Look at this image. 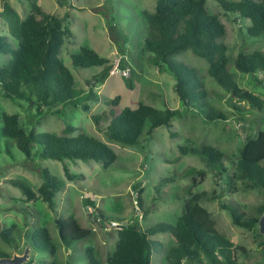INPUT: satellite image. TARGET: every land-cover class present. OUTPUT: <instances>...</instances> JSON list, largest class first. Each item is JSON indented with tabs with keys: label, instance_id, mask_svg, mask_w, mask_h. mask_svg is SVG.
I'll return each instance as SVG.
<instances>
[{
	"label": "rangeland",
	"instance_id": "1",
	"mask_svg": "<svg viewBox=\"0 0 264 264\" xmlns=\"http://www.w3.org/2000/svg\"><path fill=\"white\" fill-rule=\"evenodd\" d=\"M36 1L50 14L59 17L67 15L63 26L71 30L72 36L64 38L59 57L75 76V86L87 90L92 85L100 99L90 102L88 111L69 107L63 117L46 115L36 121L28 117L29 107L24 101L21 102L25 106L23 108L5 99L0 85V112L18 114L22 125L36 132L60 134L66 124H71L76 128L73 134L81 130L102 140L114 150L117 158L107 169L95 161L62 162L27 158L14 141H7L10 153L5 152V138L1 136L0 231L13 229L11 243H6L0 237L1 251L8 255L22 254L30 246L31 233L38 228H46L55 246L54 254L28 247L30 255L25 264H88L85 254L88 247L94 248L100 264H108L107 257L114 251L117 240L116 228L107 226L110 222L115 221L118 225L134 224L142 229L159 222L174 225L191 196L204 192L218 197L200 201L201 206L212 214L218 232L234 244L244 246L248 252L247 257L238 254V263L264 264L262 235L257 229L249 230L234 225L228 212L219 206L220 202H237L249 213L255 206L264 204V189H247L239 180H233L230 187L227 177L235 172V163L246 137H255L259 131H264V110L251 109L246 102L226 93L208 74L207 63L190 50L174 55V59L199 70L208 91V102L225 113L228 120L207 123L193 110L182 105L174 90L175 79L153 61L152 53L142 50V42L148 32L143 11L154 12L155 0ZM5 2L12 10L0 11V36H6L10 46L16 48L20 21L31 11V5L26 0ZM2 5L0 3V8ZM205 6L224 24L226 33L223 40L227 45L228 71L241 88L249 90L264 102V72L258 71L253 76L234 67V59L239 52L260 50L264 53V36H250L247 33L249 20L235 12L223 11L215 0H206ZM109 18L113 19L118 41L113 40L108 32ZM113 33L115 35V31ZM81 46L90 47L109 59L111 66L108 69L102 66L73 67L70 55L77 53ZM9 58L10 55L0 54V65H5ZM116 96L119 98L118 104L113 106L110 101ZM138 101L158 109H177L181 114L172 118L170 126H158L148 133L145 130L135 145L106 138L90 118L91 115H99V126L105 127L110 121L111 108L119 111L125 106L135 107ZM236 105L244 108V111L236 110ZM202 143L224 153L226 173L219 176L197 156L181 155L179 152L180 145L198 146ZM261 163L264 165V161ZM64 164L70 172L80 173L82 177L67 180ZM191 167L204 170V178L201 179L196 172L184 175ZM42 168H47L65 181L64 187L54 197L53 209H49L39 198L28 199L10 183V179L20 178L36 189L42 182L39 172ZM166 178L169 181L156 193V186ZM139 192L141 205L137 201ZM98 209L106 221L99 218ZM68 217H74L80 226L91 230L88 237L70 246L61 242L55 224L56 219ZM151 238L163 244L160 253L152 254V264H167V251L176 245V239L169 232L156 233ZM198 264L210 263L204 260Z\"/></svg>",
	"mask_w": 264,
	"mask_h": 264
},
{
	"label": "trees",
	"instance_id": "2",
	"mask_svg": "<svg viewBox=\"0 0 264 264\" xmlns=\"http://www.w3.org/2000/svg\"><path fill=\"white\" fill-rule=\"evenodd\" d=\"M26 1L30 2L31 11L20 21L18 46L11 47L7 38L0 36V54L10 55L8 62L0 65L2 96L23 108L25 106L21 102L24 101L29 107L28 117L35 118L36 121L46 115L63 117L69 107H80L88 111L90 102L99 101V93L93 90L92 85L87 90L77 88L75 76L59 57L64 38L72 36L71 30L63 26L67 15L59 17L50 14L36 0ZM205 1L155 0L154 12L143 11L148 32L143 39L142 50L152 53L153 61L175 79L174 90L182 105L193 110L204 122L227 121L228 117L208 102V91L199 70L174 59V55L185 50H190L207 63L208 74L231 97L246 102L251 109L264 110L263 100L241 88L228 71L227 45L223 40L226 30L218 16L208 12ZM215 1L223 11L235 12L248 19L247 33L250 36H264V0ZM6 9L10 8L6 6ZM112 20L107 19L108 32L113 40H117L115 36L118 33ZM70 59L75 68L102 66L108 69L111 66L109 59L87 46H81L77 53L70 55ZM234 67L253 76L258 71L264 72V53L260 50L251 53L239 52L234 59ZM118 99V96L113 98L111 105H117ZM235 108L239 112L244 111L240 106L236 105ZM180 114L177 109H158L138 101L135 107L125 106L119 111L111 108L110 121L105 127L99 126V115L94 114L90 118L106 138L135 145L145 130L148 133L158 126H170L172 118ZM0 120V137L5 138L7 153H10L7 142L10 140L15 142L16 147L27 158L38 157L62 162L95 161L103 169L111 167L117 158L114 150L102 140L81 130L73 134L76 128L71 124H66L61 133L56 134L48 131L36 132L33 128L27 130L20 122L18 114L0 112ZM179 152L181 155L197 156L219 176L227 172L223 161L224 153L214 146L203 143L198 146L185 144L179 146ZM178 158L179 156L176 159ZM263 161L264 131H259L255 137H246L235 163V172L232 176H227L229 186H232L233 180H239L247 189H264ZM63 170L69 181L82 177L80 173L70 172L65 164ZM39 172L42 182L36 189L20 178L10 179V183L28 199L39 198L49 209H53L54 197L64 187L65 181L53 175L47 168H42ZM194 172L201 179L204 178L205 171L194 167L188 169L184 175ZM168 181L167 178L163 179L156 186V193ZM140 195L141 192L137 196L139 205ZM209 196L204 192L193 194L174 225L159 222L147 229L134 224L119 225L121 228L117 230L115 249L107 257V263L152 264V254L160 253L163 244L151 236L169 232L177 243L167 251V264H198L204 260L210 264H238V254L247 257L248 252L244 246L234 244L218 232L212 214L200 204L201 200L218 198ZM219 206L228 212L234 225L258 230L257 221L264 210V204L255 206L249 213L237 202H220ZM96 212L102 221H106L99 209ZM55 224L60 240L66 246L88 237L91 233L90 229L80 226L74 217L56 219ZM12 231V228L1 230L2 240L11 243ZM29 243L30 249L48 251L51 254L55 252L54 243L46 228H38L32 232ZM85 254L88 264H100L93 247L86 248ZM1 256H5V253L0 249Z\"/></svg>",
	"mask_w": 264,
	"mask_h": 264
},
{
	"label": "water",
	"instance_id": "3",
	"mask_svg": "<svg viewBox=\"0 0 264 264\" xmlns=\"http://www.w3.org/2000/svg\"><path fill=\"white\" fill-rule=\"evenodd\" d=\"M121 227L117 226L116 230H119ZM258 233L264 238V210L258 218ZM29 248L26 247L24 252L20 255L14 254L12 257L0 258V264H25L29 260ZM249 264L248 262H246Z\"/></svg>",
	"mask_w": 264,
	"mask_h": 264
},
{
	"label": "crops",
	"instance_id": "4",
	"mask_svg": "<svg viewBox=\"0 0 264 264\" xmlns=\"http://www.w3.org/2000/svg\"><path fill=\"white\" fill-rule=\"evenodd\" d=\"M0 3H3V5H2L1 8H0V11H1V10L3 11L4 9H6V6H8V7L10 8V9H9L10 11L12 10V8L8 5V3H6V2L4 3V0H1ZM23 18H24V17H23ZM21 20H22V19H21ZM5 37H6V36H5Z\"/></svg>",
	"mask_w": 264,
	"mask_h": 264
},
{
	"label": "built area",
	"instance_id": "5",
	"mask_svg": "<svg viewBox=\"0 0 264 264\" xmlns=\"http://www.w3.org/2000/svg\"><path fill=\"white\" fill-rule=\"evenodd\" d=\"M108 226H109V227H117V226H118V223L115 222V221H112V222L109 223Z\"/></svg>",
	"mask_w": 264,
	"mask_h": 264
},
{
	"label": "flooded vegetation",
	"instance_id": "6",
	"mask_svg": "<svg viewBox=\"0 0 264 264\" xmlns=\"http://www.w3.org/2000/svg\"><path fill=\"white\" fill-rule=\"evenodd\" d=\"M257 228H258V221H257ZM23 252H24V251H23ZM14 254H18V253H13L12 255H8V254L5 253V256H1L0 258H4V257H12ZM18 255H20V254H18ZM238 264H240V263H238Z\"/></svg>",
	"mask_w": 264,
	"mask_h": 264
},
{
	"label": "clouds",
	"instance_id": "7",
	"mask_svg": "<svg viewBox=\"0 0 264 264\" xmlns=\"http://www.w3.org/2000/svg\"><path fill=\"white\" fill-rule=\"evenodd\" d=\"M108 225H109V224H108ZM108 225H107V226H108ZM118 226H119V225H118ZM114 228H116V227H114Z\"/></svg>",
	"mask_w": 264,
	"mask_h": 264
}]
</instances>
